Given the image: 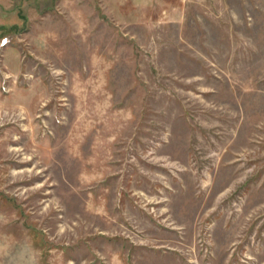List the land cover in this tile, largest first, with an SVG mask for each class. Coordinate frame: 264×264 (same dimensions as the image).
<instances>
[{"label":"rangeland","instance_id":"374dc122","mask_svg":"<svg viewBox=\"0 0 264 264\" xmlns=\"http://www.w3.org/2000/svg\"><path fill=\"white\" fill-rule=\"evenodd\" d=\"M34 259L264 264V0H0V264Z\"/></svg>","mask_w":264,"mask_h":264},{"label":"clouds","instance_id":"9594fccd","mask_svg":"<svg viewBox=\"0 0 264 264\" xmlns=\"http://www.w3.org/2000/svg\"><path fill=\"white\" fill-rule=\"evenodd\" d=\"M31 254L34 256L35 255V250H31ZM32 264H39L38 259L32 260Z\"/></svg>","mask_w":264,"mask_h":264}]
</instances>
